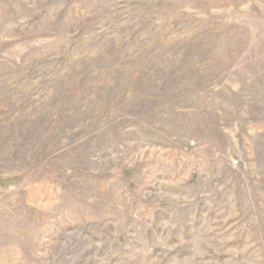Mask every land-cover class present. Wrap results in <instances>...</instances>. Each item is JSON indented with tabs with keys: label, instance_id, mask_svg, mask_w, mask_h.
I'll return each instance as SVG.
<instances>
[{
	"label": "rangeland",
	"instance_id": "1",
	"mask_svg": "<svg viewBox=\"0 0 264 264\" xmlns=\"http://www.w3.org/2000/svg\"><path fill=\"white\" fill-rule=\"evenodd\" d=\"M0 264H264V0H0Z\"/></svg>",
	"mask_w": 264,
	"mask_h": 264
},
{
	"label": "bare ground",
	"instance_id": "2",
	"mask_svg": "<svg viewBox=\"0 0 264 264\" xmlns=\"http://www.w3.org/2000/svg\"><path fill=\"white\" fill-rule=\"evenodd\" d=\"M29 212H31V211H29Z\"/></svg>",
	"mask_w": 264,
	"mask_h": 264
}]
</instances>
